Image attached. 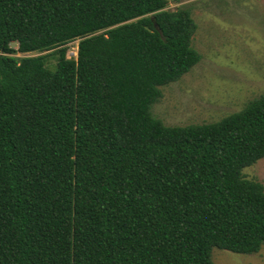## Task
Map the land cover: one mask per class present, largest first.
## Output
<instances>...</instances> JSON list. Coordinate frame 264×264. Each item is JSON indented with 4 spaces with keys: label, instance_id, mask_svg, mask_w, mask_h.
<instances>
[{
    "label": "trees",
    "instance_id": "1",
    "mask_svg": "<svg viewBox=\"0 0 264 264\" xmlns=\"http://www.w3.org/2000/svg\"><path fill=\"white\" fill-rule=\"evenodd\" d=\"M167 6L0 0V264L261 251L264 184L244 169L264 158V94L216 122L156 117L161 87L202 58L191 10Z\"/></svg>",
    "mask_w": 264,
    "mask_h": 264
},
{
    "label": "rangeland",
    "instance_id": "2",
    "mask_svg": "<svg viewBox=\"0 0 264 264\" xmlns=\"http://www.w3.org/2000/svg\"><path fill=\"white\" fill-rule=\"evenodd\" d=\"M189 8L197 23L194 47L200 62L178 81L162 86L152 111L169 126L216 122L264 94V0H168V10ZM78 40L68 43L69 56ZM12 46L18 48L17 43ZM38 53L17 56H35ZM56 58L49 66L56 69ZM244 174L264 184V158ZM214 264H264L259 253L213 249Z\"/></svg>",
    "mask_w": 264,
    "mask_h": 264
},
{
    "label": "built area",
    "instance_id": "3",
    "mask_svg": "<svg viewBox=\"0 0 264 264\" xmlns=\"http://www.w3.org/2000/svg\"><path fill=\"white\" fill-rule=\"evenodd\" d=\"M77 52H78V49H77L76 53H74V55H72V56H75V57H76V56H77V54H78Z\"/></svg>",
    "mask_w": 264,
    "mask_h": 264
}]
</instances>
